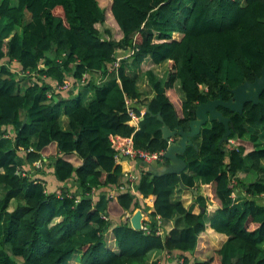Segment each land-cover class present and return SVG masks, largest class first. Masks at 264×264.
Instances as JSON below:
<instances>
[{
	"label": "trees",
	"instance_id": "trees-1",
	"mask_svg": "<svg viewBox=\"0 0 264 264\" xmlns=\"http://www.w3.org/2000/svg\"><path fill=\"white\" fill-rule=\"evenodd\" d=\"M128 52L116 70L107 68ZM163 64L161 78L155 69ZM263 66L264 0H110L107 12L97 0H0V264H158V252L184 254V264H264V93L242 114L218 109L231 120L236 149L218 145L225 130L214 121L192 139L198 151L180 156L184 172L141 175L137 192L154 198L146 230L116 222L141 205L129 192L90 197L128 186L110 136L163 150L158 113L170 130H188L198 103L228 101ZM36 74L56 87L91 78L55 101L47 98L55 88L32 82ZM143 74L153 116L145 113L135 131L124 101L139 104ZM43 158L56 181L77 183L78 196L66 187L48 192L27 174L24 167ZM156 218L175 227L162 236ZM213 239L219 246L210 255Z\"/></svg>",
	"mask_w": 264,
	"mask_h": 264
},
{
	"label": "water",
	"instance_id": "water-1",
	"mask_svg": "<svg viewBox=\"0 0 264 264\" xmlns=\"http://www.w3.org/2000/svg\"><path fill=\"white\" fill-rule=\"evenodd\" d=\"M264 93V66L260 71V75L256 76L253 82L245 81L236 88L230 90L231 98L228 101H224L221 97L213 100H206L205 102L198 103L193 109L190 110L192 119L188 123V130L178 126L175 130L170 128L164 123L160 113L155 117L158 122L161 123L159 131L161 133V139L168 143V148L165 151V159L168 161L164 167L149 166L150 173L158 176H164L167 174L179 175L187 168V164L180 158V155L185 153L187 147H194L197 151L198 148L192 142V138L198 136L201 132V128L211 122H218L224 127V134L222 135L219 146L228 141V138L232 134V124L228 117H225L218 109L223 108L229 112L242 114L243 108L246 104L252 103L258 105L261 103L260 96ZM56 101V100H55ZM146 112L153 116L146 107ZM26 123L23 121L22 125ZM177 137L178 141L171 142L170 139ZM142 213L140 210L134 212L130 218V224L132 229L141 230Z\"/></svg>",
	"mask_w": 264,
	"mask_h": 264
},
{
	"label": "crops",
	"instance_id": "crops-1",
	"mask_svg": "<svg viewBox=\"0 0 264 264\" xmlns=\"http://www.w3.org/2000/svg\"><path fill=\"white\" fill-rule=\"evenodd\" d=\"M50 56H53V54H50ZM166 70V69H165ZM162 71V72H160V73H162V74H160L159 76L161 77V78H163L164 76H165V74H166V71ZM37 77H39L41 80H43L45 83H47V84H49V85H51L52 86V88H55L56 87V85H55V82L54 81H52V80H50L49 78H47V77H45V76H43V75H38ZM89 78H91L90 76H89ZM92 79H94L96 82L97 81H99V79L98 78H96V77H93ZM139 84H138V87H139V91L142 93V97L139 99V104L141 105V106H144V108H143V110L145 111V113H147L146 112V107L147 106H145V100L146 99H148V100H150L151 98H152V96H153V94H152V92H151V88H150V86H149V83H148V80H147V78L145 77V75L143 74L142 76H141V78L139 79ZM143 82H145V83H143ZM76 87H78V86H72V88H70L69 90L70 91H74V90H76L77 88ZM54 90V89H53ZM53 90L52 91H49V92H53ZM47 93V98H50V99H52V97L53 98H55L56 96H54V95H56L55 93H53L52 95H51V97H49V95H50V93ZM175 92V93H174ZM174 92H173V96L175 97H177L178 99H180L182 96H181V93H180V89H179V84H174ZM69 95H70V93L69 94H67L66 92L65 93H63V92H61L59 95H58V97H62V98H67V97H69ZM93 97H92V95L91 94H89V97L87 98V101L86 102H88L89 100H91ZM55 100L57 101L58 99L57 98H55ZM147 100V101H148ZM125 102V101H124ZM126 105V104H125ZM148 111H149V109H148ZM145 115V114H144ZM143 115V116H144ZM143 116L139 119V121L137 122V121H132V122H129L128 123V125L130 126V127H133L134 128V130L136 131V130H138L139 129V123H140V121H142L143 120ZM61 126L64 128L65 127V117L64 116H62L61 117ZM203 128V127H202ZM201 128V129H202ZM9 131H11L12 132V130L9 128L8 129ZM10 134V133H9ZM193 139V138H192ZM173 140H174V142H176V141H178V138L177 137H173ZM229 140H233V141H235V139L234 138H228V141ZM228 141H226V142H223L222 144H224V151H225V153H228V152H230L231 150H233V149H236L235 147H233V148H231L230 146H229V143H228ZM166 149L168 148V143L166 142ZM197 148H198V146H197ZM198 151V150H197ZM19 155L20 156H23L24 155V153L23 152H19ZM181 156V155H180ZM47 165H48V170H46V174H44L43 173V171H41L42 169H43V166L46 168L47 167ZM120 165H121V167H122V171H125V170H128V168H129V170H131V173L134 175V174H138V173H140V172H142L143 170H147L148 169V167H146V166H144V165H141V164H139V163H137V162H132V161H125V162H121L120 163ZM167 164H165L164 166H166ZM164 166H161V167H164ZM160 167V166H159ZM158 168V167H157ZM29 169H32V170H35V173L33 174V175H31V177L32 178H35V179H39V180H41V182H43L44 183V185H45V188H46V190L48 191V192H52V191H55L56 189H58V188H64V187H66V188H68V190L72 193V194H76L77 196L80 194V190H79V188H78V185H77V183L74 181V180H70V181H68V182H66V183H61V182H58V181H56V179L54 178V175H53V166H52V161L51 160H48V159H46V158H43L42 159V161H39V162H36L33 166H25L24 167V170H29ZM186 170V169H185ZM184 170V171H185ZM202 187V186H201ZM57 191V190H56ZM100 191L101 192H104V194H107V195H110V194H113V193H116V191L112 188V187H105V188H101V189H97V191L95 192V194H94V196H95V199L97 198V196H98V194L100 193ZM191 192H193V195H196V193L197 192H195L194 190H191ZM90 195V194H89ZM88 195V196H89ZM93 196V197H94ZM182 196H183V194H182V192H177L176 193V195H175V198L176 199H181L182 198ZM239 197H240V195L238 196V198H235V199H233L234 201H238L239 200ZM94 199V200H95ZM153 197H148V198H145L142 202H144L143 203V205H142V203L139 201L138 203L139 204H141L140 206H139V208H137L136 210H140V211H147V210H149L150 209V207H151V205H152V203H153ZM132 216H130V214L129 213H126V212H124L122 215H121V218H119V220H116V222L117 223H120L122 220H124V219H126V218H128V219H130ZM175 222L174 221H168V222H163L162 220H160V222H159V225H158V227H160V229H159V231L161 232V235L163 236L165 233H167L169 230H171V229H173L174 227H175ZM167 229L166 230V232L165 231H162L163 229ZM165 254V252H158V253H155L154 254V257H151L152 259L153 258H159L160 257V255H164ZM176 255H178V256H184V254H181V253H178V252H176Z\"/></svg>",
	"mask_w": 264,
	"mask_h": 264
},
{
	"label": "built area",
	"instance_id": "built-area-1",
	"mask_svg": "<svg viewBox=\"0 0 264 264\" xmlns=\"http://www.w3.org/2000/svg\"><path fill=\"white\" fill-rule=\"evenodd\" d=\"M131 54V52H128L127 54H123L119 57L116 58V61L112 64L108 65V69L111 70H116L119 67L120 61L123 58L128 57ZM56 62L61 64V60L60 59H56ZM42 66H40L41 68ZM18 74H25V75H33L32 73L26 72V73H18ZM24 76V75H22ZM38 76V74H36V77ZM35 76L32 77V82H36L34 81V79L36 78ZM38 78V77H37ZM89 81V76L88 75H83L82 78L77 82L74 83L70 78H66L63 83L57 87H55V89L53 90V92H49L50 95L49 97H51V95L53 93H59V92H67L70 88H72V86H81V85H85L87 84V82ZM125 107H126V113L130 118L129 122L132 121H139V119L145 114V111L143 110L144 106H141L140 104H135L133 101L126 99L125 100ZM138 114H136V110ZM128 122V123H129ZM110 142H111V148L113 149V151L115 152L114 155V159L117 163H121V162H125V161H132V162H137L141 165H144L146 167L149 166H153V167H161L164 166L166 164V159L164 157L165 155V151L166 148L160 151H156V152H151L148 150H144V149H137L134 147V142H133V138L132 136L130 137H119V136H110ZM174 142L173 138L170 139V143ZM229 146L231 148L235 147V141L233 140H229L228 141ZM147 170H143L142 172L138 173V174H132L131 170H125L123 171L124 175L127 177L128 180V186H121L118 189H114L116 191V193L118 192H129L131 195H133L137 201H141V203L145 198H143L136 189L137 186V180L141 177V175L143 173H145ZM97 190H93L92 194L90 195L91 199H95V192ZM237 193L238 191L233 189L231 197L233 199L237 198ZM94 196V197H93ZM143 205V204H142ZM142 213V221H141V229L146 230V225L145 227L142 225V222H150V217H149V211H141ZM156 222H157V226L159 225V218H156ZM160 227H158V233L161 235V232L159 231ZM170 256H172L171 253H166V257L169 258ZM159 264V262H157ZM181 264H184L183 259L180 262Z\"/></svg>",
	"mask_w": 264,
	"mask_h": 264
},
{
	"label": "rangeland",
	"instance_id": "rangeland-1",
	"mask_svg": "<svg viewBox=\"0 0 264 264\" xmlns=\"http://www.w3.org/2000/svg\"><path fill=\"white\" fill-rule=\"evenodd\" d=\"M98 1V3H99V5H100V7L101 8H103V9H105L106 10V12H107V10H108V7H109V3H110V0H97ZM109 16H108V13H107V17L106 18H108ZM104 27L105 28H107V29H110L112 32H113V34L114 35H117V32H116V30H115V26H114V24H113V22L110 20V19H107L106 21H105V24H104ZM119 56H121L120 54H119ZM166 69V70H165ZM14 70V69H13ZM168 71V66L167 65H162V66H160V67H158L157 69H155V71H156V73H157V75H160V74H162V73H160V72H162V71ZM19 76H22V74H20ZM38 80V78L36 77L35 79H34V81H37ZM38 81H40V80H38ZM143 83H145V82H143ZM77 88V87H76ZM182 96V95H181ZM245 140H248V139H245ZM262 140H264V139H262ZM46 170H48V165H47V167L45 168L44 166H43V169L41 170V171H43V173L44 174H46ZM26 172H27V174L28 175H33L34 173H35V170H32V169H29V170H25ZM249 178H251V179H254L255 177H249ZM251 179H248V180H250L251 181ZM56 190H60V188H58V189H56ZM235 190H237V189H235ZM238 191V190H237ZM240 195V193H239V191H238V193H237V197ZM209 205H213L212 203H209ZM135 211H137L136 209L133 211V213L132 214H130V216H132L133 214H134V212ZM166 228L165 229H163L162 231H165L166 232ZM170 231V230H169ZM168 231V232H169ZM167 232V233H168ZM211 245H212V248H211V250H209L210 252V255H211V252L213 251V250H215V249H217L218 248V246H219V241L218 240H216V239H213V241H211ZM181 260H182V258L180 257V256H178V255H176V254H172V256H170L169 258H167L166 257V253L164 254V255H160V257L159 258H156V261L157 262H159V264H181L180 262H181Z\"/></svg>",
	"mask_w": 264,
	"mask_h": 264
}]
</instances>
